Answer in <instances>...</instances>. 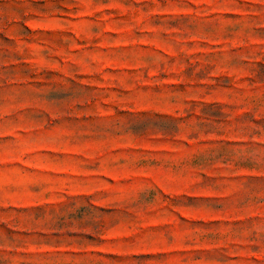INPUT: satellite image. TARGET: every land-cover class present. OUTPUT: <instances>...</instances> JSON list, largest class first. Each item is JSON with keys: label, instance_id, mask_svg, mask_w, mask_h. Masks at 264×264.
<instances>
[{"label": "rangeland", "instance_id": "obj_1", "mask_svg": "<svg viewBox=\"0 0 264 264\" xmlns=\"http://www.w3.org/2000/svg\"><path fill=\"white\" fill-rule=\"evenodd\" d=\"M0 264H264V0H0Z\"/></svg>", "mask_w": 264, "mask_h": 264}]
</instances>
